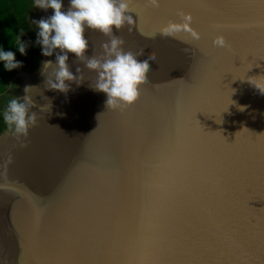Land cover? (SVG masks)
Listing matches in <instances>:
<instances>
[{
    "label": "water",
    "instance_id": "95a60500",
    "mask_svg": "<svg viewBox=\"0 0 264 264\" xmlns=\"http://www.w3.org/2000/svg\"><path fill=\"white\" fill-rule=\"evenodd\" d=\"M129 10L134 23L114 34L155 61L138 100L109 109L73 54L84 78L48 89L56 52L42 55L32 22L52 10L0 0V49L21 63L0 62V264H264V94L248 82L264 81V0ZM180 10L199 39L151 35ZM84 35L85 55H102L110 38ZM26 95L36 121L17 139L3 112Z\"/></svg>",
    "mask_w": 264,
    "mask_h": 264
},
{
    "label": "clouds",
    "instance_id": "9594fccd",
    "mask_svg": "<svg viewBox=\"0 0 264 264\" xmlns=\"http://www.w3.org/2000/svg\"><path fill=\"white\" fill-rule=\"evenodd\" d=\"M146 2L153 8L160 5V0ZM33 7L51 9L53 12L47 19L32 22L38 28L36 42L41 46L42 55L52 56L56 52L54 63L44 62L45 69H53L51 76L45 80L48 89L67 92L70 84L66 81L79 84L84 78L83 75H74L69 70L68 54H73L88 71L96 73L95 83H90V86L106 95L107 108H124L138 98L140 86L146 82L151 70L149 61H155V54L149 53L146 59H138L144 54L143 50L136 53L125 51L122 47L123 39L114 34V31L118 32L125 25L134 23L132 16L128 15L129 0H69L66 11L62 0H33ZM177 16L178 21L169 20L151 35L175 38L177 34L184 32L189 33L193 39H199V34L191 27V15L177 12ZM86 29L110 38L101 45L102 55H93L90 58L85 55L89 47L84 35ZM212 43L216 47L226 46L225 39L219 35ZM16 46L21 55L26 54V45L19 37L16 38ZM0 62L7 71L21 66L15 59V53L2 49ZM76 72L79 74L81 70L77 68ZM248 82L264 94V81L248 79ZM32 107L33 101L28 95L13 98L7 103L3 121L8 130L16 134L17 139L27 137L29 126L35 124L36 115L30 111Z\"/></svg>",
    "mask_w": 264,
    "mask_h": 264
},
{
    "label": "snow or ice",
    "instance_id": "6c2138e0",
    "mask_svg": "<svg viewBox=\"0 0 264 264\" xmlns=\"http://www.w3.org/2000/svg\"><path fill=\"white\" fill-rule=\"evenodd\" d=\"M198 2L204 3V2H207V0H198ZM180 12H184V11L183 10H180ZM188 13L191 15L192 21H193L195 19V17L192 15L191 12H188ZM138 98H139V96H138ZM138 98L131 105H129V106H132L138 100Z\"/></svg>",
    "mask_w": 264,
    "mask_h": 264
}]
</instances>
